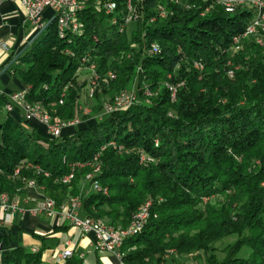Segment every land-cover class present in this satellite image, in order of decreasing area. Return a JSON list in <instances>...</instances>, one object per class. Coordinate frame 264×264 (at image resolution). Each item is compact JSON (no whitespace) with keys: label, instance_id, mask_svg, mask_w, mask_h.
I'll return each mask as SVG.
<instances>
[{"label":"trees","instance_id":"16d2710c","mask_svg":"<svg viewBox=\"0 0 264 264\" xmlns=\"http://www.w3.org/2000/svg\"><path fill=\"white\" fill-rule=\"evenodd\" d=\"M80 1L78 33L67 30L62 38L52 18L9 69L26 87L25 101L41 106L52 124L81 122L71 134L51 138L6 113L0 195H22L34 182L57 210L79 198L84 218L123 229L150 202L143 228L122 243V264H166L194 253L206 264H264V46L242 37L251 12L241 5L226 13L215 0H131L139 18L131 32L120 33L125 0H115L118 24L99 0ZM159 5L167 11L163 19L156 17ZM236 38L240 50L230 54ZM91 67L99 78L95 105L80 117L86 84L75 74ZM130 84L135 103L95 120L104 97ZM9 103L0 94V114ZM72 165L81 167L63 184ZM91 165L100 168L92 181L108 196L82 192ZM230 238L219 259L214 245ZM45 248L19 246L0 254V264H45ZM243 248L247 258L239 257ZM62 264L85 263L73 252Z\"/></svg>","mask_w":264,"mask_h":264},{"label":"crops","instance_id":"0c3cea01","mask_svg":"<svg viewBox=\"0 0 264 264\" xmlns=\"http://www.w3.org/2000/svg\"><path fill=\"white\" fill-rule=\"evenodd\" d=\"M52 15L50 10L44 11L45 24L49 23L47 20ZM37 34L35 27L27 21L25 10L20 3L0 2V43L7 46L6 50H0V94L8 99L15 93L26 91V87L9 69V66L29 46ZM10 57L13 58L11 63L5 65ZM6 113L25 128H36L38 132L47 134L44 125L35 120L26 121L21 110L17 108L12 111L3 109L0 114L1 120L4 119ZM74 128H64L62 133L71 134ZM81 190L85 193L91 192L90 188L83 184ZM38 197L30 188H26L22 195L8 196L10 203H15L21 208L33 207ZM80 217L83 218L81 211ZM0 219H3V214H0ZM40 237L44 238V243L39 240ZM92 240L91 236L81 235L77 229L57 217L50 218L44 215L34 217L16 212L8 222L0 225V254L19 246L33 251L45 245L46 248L42 256V261L45 264H53L56 255L68 248L79 255L85 264H122L112 254L96 253ZM166 264H206V261L202 253H194L176 255L174 261Z\"/></svg>","mask_w":264,"mask_h":264},{"label":"built area","instance_id":"2783aa9c","mask_svg":"<svg viewBox=\"0 0 264 264\" xmlns=\"http://www.w3.org/2000/svg\"><path fill=\"white\" fill-rule=\"evenodd\" d=\"M229 1V0H228ZM0 2H18L22 5L25 10V15L27 21L35 27L36 31L39 33L45 27V21L43 18V13L45 10H50L53 14V18L56 19L58 27H65V32L68 30L70 32H75L76 26H78L79 20H75V11L76 4L72 3V0H0ZM129 4V12L131 11L130 1H127ZM98 8H101L104 11V14L107 12H115L114 5H100L99 1L96 2ZM156 17L163 19L166 17L165 9L162 6H157L155 9ZM132 15L128 13L126 16V22L133 21ZM152 19L151 21H153ZM264 20V18H262ZM262 21H254L248 24L242 36L258 35L260 30L264 29V24ZM116 23V19L114 21ZM65 34H62V38ZM237 42V38L235 43ZM262 44V43H260ZM238 46L235 48L237 50ZM7 46L3 43H0V50H6ZM201 68V67H200ZM113 79L114 74L108 73ZM91 77L94 79L97 77L95 72L92 71ZM24 93L26 91L18 92L9 97V105L7 111H12L13 109H19L24 113L26 121L35 120L40 124L44 125L47 129V135L51 138H58L61 135V132L64 128H73L79 124V121L74 119L70 120L69 123H51V119L46 118L44 115H37L34 109H29L25 106L24 103ZM92 96V92H90ZM129 102H135L134 93L129 91H124L123 96H121L115 103H111L104 107V114H110L115 111L122 110V106ZM67 176V175H66ZM66 176L63 177L66 178ZM90 179V184L94 192L101 193L106 195V192H100V185ZM31 190L35 192L39 197L37 198L36 203L31 208H21L15 203H10L9 198L5 195H0V214H3V219H0V225L9 221L10 217L19 212L21 214H29L34 217L38 216H47L50 218H62L70 226L77 229L83 236H91L94 251L97 253H109L114 255L120 260L119 250L122 246V243H116L114 241V231H111L106 226H101V224H94V221H90L88 218L80 217V208L81 200L71 201L69 200L68 206H61L59 210L55 208V203L53 201L46 200L45 197L38 193L39 189L35 187L34 183L31 182ZM150 207L151 203H148L147 209L144 213H141L138 217L134 218L131 224L125 228L123 231V242L125 239L129 238L132 234L137 233V229L141 225L145 224L150 217ZM32 252H37L34 249ZM73 254L72 249L63 250L61 253H58L54 259V263H63L64 259L70 257Z\"/></svg>","mask_w":264,"mask_h":264},{"label":"rangeland","instance_id":"374dc122","mask_svg":"<svg viewBox=\"0 0 264 264\" xmlns=\"http://www.w3.org/2000/svg\"><path fill=\"white\" fill-rule=\"evenodd\" d=\"M127 1L128 0H125V4L127 3ZM130 1V6H131V11L129 12V14L130 15H132V17H133V21H131L130 23H128L126 26H125V30L127 31V32H131L134 28H135V23H136V21H137V19L139 18V12L136 10V8L132 5V2H131V0H129ZM168 1V0H167ZM175 1V0H174ZM173 1V2H174ZM186 1H189V0H178V2H180V3H186ZM208 1H210L211 2V0H202V3L203 4H206V3H208ZM214 1V0H213ZM213 1H212V3H213ZM168 2H170V1H168ZM126 6V5H125ZM163 7V6H162ZM242 7H244L247 11H249V12H251V14H252V19H251V21H250V23L252 22V20H254V19H256V17H257V10H254V8H251V6L250 5H248V4H246V6L245 5H242ZM164 8V7H163ZM212 5H209V6H207V8L205 9V12H203V14L202 15H204V14H206V13H208L210 10H212ZM165 9V8H164ZM165 12H167L166 11V9H165ZM53 18V15H52V17L51 18H49L48 20H47V22H49V20H51ZM262 22V24H264V20H261ZM111 23H112V20H111ZM130 24V25H129ZM262 33V32H261ZM258 33V36L259 37H264V33ZM261 34V35H260ZM242 37H244V36H242ZM247 37H252V36H247ZM245 38V37H244ZM253 38V40H254V42H255V39H254V37H252ZM262 42H264V38H262ZM238 46V50H236L235 48ZM260 46V45H259ZM261 46H264V43H262V45ZM240 50V46H239V40L236 42V43H234V41H233V46H232V48L229 50V53L230 54H233V53H236V52H238ZM197 70H200L199 68H196ZM92 71H94V69L91 67L90 69H87V68H83V69H80V70H78L77 72H76V74H75V77H76V80L79 82V83H85L86 84V87L83 89V91H82V94H81V98H80V105H79V115H80V117H83V116H88L89 114H90V110H91V108L95 105V101L93 100V98H94V94H95V92L97 91V89H98V86H99V82H98V80H99V78L97 77V80L95 81V84H94V86L91 84V79H93V77H91V75H92ZM95 72V71H94ZM96 74V73H95ZM107 76H109L108 74H107ZM109 78V77H108ZM114 78H115V75H114ZM113 78V79H114ZM110 79V78H109ZM113 79H111V80H113ZM124 91H129V92H133L134 93V99H135V101H136V99H137V97H136V93H135V86L134 85H132V84H130L128 87H127V89L126 90H124ZM124 91H122V93L124 92ZM169 91L171 92V96H170V98H171V102H174L175 101V94H176V89L175 88H170L169 89ZM90 92H92V96L90 95ZM121 95V92L120 93H117L116 95H114V93H110V94H108V95H106L105 97H104V102H106L105 104H104V107L106 106V105H109V104H111V103H115L116 102V100L115 99H117L119 96ZM145 95H146V97L147 96H149L150 95V93L149 92H145ZM111 98H113L111 101H110V99ZM26 102V101H25ZM132 103H135V102H132ZM26 104L27 105H30V106H34V105H36V104H28L27 102H26ZM8 107V105L5 107V109ZM104 107H103V111L102 112H104ZM39 111L40 112H42V113H44L43 111H42V109H41V106H39ZM99 115H97L94 119L95 120H100L101 119V117L104 115V113H98ZM0 120H1V118H0ZM76 120H78V119H76ZM79 123L81 122V118H79ZM64 123H67V122H64ZM140 164H146L148 161H149V158L145 155V154H141L140 155ZM255 164H258V162H255ZM90 168H91V172L88 174V175H94L95 176V174H93V171H94V169L96 168V166H89ZM94 168V169H93ZM99 171H100V169H99ZM97 175V174H96ZM80 184H81V186H82V184L83 185H86V186H88L89 188H90V190L91 191H93V189H92V187H91V184H90V182L89 181H87L86 180V177H85V179L84 180H81L80 181ZM262 186H264V184H262ZM107 189V188H106ZM108 191V190H107ZM103 195V194H102ZM104 196H108V194L107 195H104ZM73 198H75V197H72V199ZM222 198V197H221ZM70 200V199H69ZM213 201H217V200H219L217 197H215L214 199H212ZM204 202H206L207 201V199H204L203 200ZM66 204V203H65ZM103 223H107L106 222V220H101ZM118 227H120V226H118ZM121 228V227H120ZM234 242V238H230V239H227V240H224V241H221V242H217L214 246H215V248H216V256L219 258V259H221L223 256H224V249H225V247L228 245V244H232ZM248 254H249V250L248 249H246V248H243L242 249V251L240 252V254H239V257L240 258H247V256H248Z\"/></svg>","mask_w":264,"mask_h":264},{"label":"bare ground","instance_id":"6f19581e","mask_svg":"<svg viewBox=\"0 0 264 264\" xmlns=\"http://www.w3.org/2000/svg\"><path fill=\"white\" fill-rule=\"evenodd\" d=\"M168 1H170L172 3L174 0H168ZM215 2H216L217 5L221 6L226 13H233L234 10H235V8H236V6H241V5H245L246 6V4H248V5L251 6V8H254V10H257V12H258L257 13V17H256V19H254V21H261L262 18H264V0H229V1L228 0H215ZM72 3L76 4V8H83L84 7V3L81 2L80 0H72ZM99 3H100V5H108V0H99ZM109 5H114L115 12H107L105 15L111 16L112 24H118L117 23V20H116V23H114V21L116 19V18H114V15L117 13V4H116L115 0H109ZM125 5L126 6H125L124 12H123V22L120 23V25L118 26V31L120 33H122L125 30V26L128 23H130V22H126V16H128V13H129V4H128V2ZM80 10H82V9H76V11H75V19H76V14ZM45 26H46V24H45ZM57 28H58V32L60 34L65 33V27H58V23H57ZM78 32H79V25L76 26V33H78ZM261 32L264 33V29L260 30V33ZM72 34H75V32H72ZM250 36L254 37L255 43L258 46L259 45L260 46L262 45L260 43H264V42H262V38H264V37L261 38L258 35H250ZM235 41H236V39L234 40V43H235ZM196 68H199L200 69V66L199 65H195V69ZM108 77L111 79V75H109ZM91 80H92L91 81V84L94 86L95 81L97 80V77L95 79L93 77V79H91ZM25 95H26V93H24V103H25V106H27V108L34 109V111L37 113V115H44L46 118L50 119V117L48 115H46V114H44V113H42V112L39 111V106L38 105H34V106L27 105L26 102H25ZM121 96H123V93L122 92H121V95L117 99H115V100L117 101ZM133 104L134 103H132V102L126 103V104H124L122 106V109H127V108L131 107ZM6 110H7V108H6ZM67 123H69V122H67ZM119 149H121V148H119ZM78 167H81V166L80 165H72L70 167L69 174L66 176V178H64L62 180V183L63 184H67L68 182H70L73 179V177H74V170L76 168H78ZM99 169L100 168L98 166H96V168L93 171V174H98L99 173ZM92 178H93V175H91V174L86 176V180H88V181H90V179H92ZM28 188H31V182L29 183ZM100 192H106V195L108 193L107 192V189L106 188H101V186H100ZM78 199L79 198H73V199L70 198L71 201H78ZM46 200L52 201V200H49V199H46ZM68 205H69V201L65 204V206H68ZM147 207H148V204H146L145 206H143L139 210V212L136 214V216L134 218H136L139 215H141V213H144V211H145V209H147ZM80 211H81V208H80ZM90 221H94V220H90ZM94 224H101V226L108 227L111 231H114V241L116 243H123V231H125V229L120 228V227L119 228L118 227L117 228H113L111 226L105 225L101 221H94ZM143 225H141V227L137 229V233L143 228ZM137 233L132 234L130 237L136 235ZM120 258H121V255H120ZM56 264H62V263H56Z\"/></svg>","mask_w":264,"mask_h":264},{"label":"water","instance_id":"95a60500","mask_svg":"<svg viewBox=\"0 0 264 264\" xmlns=\"http://www.w3.org/2000/svg\"><path fill=\"white\" fill-rule=\"evenodd\" d=\"M49 23H50V22H49ZM49 23H48V24H49ZM48 24H46L45 27H47ZM42 31H43V30H42ZM39 33H40V32H39ZM39 33L35 36V38L39 35ZM35 38H34V39H35ZM34 39H33V40H34ZM33 40H32V41H33ZM32 41H31V42H32ZM29 45H30V44H29Z\"/></svg>","mask_w":264,"mask_h":264}]
</instances>
